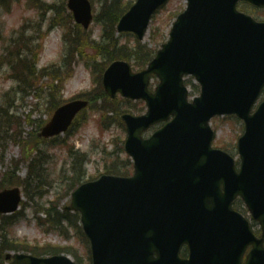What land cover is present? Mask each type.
<instances>
[{
  "label": "water",
  "instance_id": "obj_1",
  "mask_svg": "<svg viewBox=\"0 0 264 264\" xmlns=\"http://www.w3.org/2000/svg\"><path fill=\"white\" fill-rule=\"evenodd\" d=\"M166 1L139 0L122 17L118 32H133L143 40L154 12ZM188 1V10L174 24L171 40L157 59L135 75L127 63H113L105 74L104 87L111 97L120 92L127 99H144L149 106L150 111L144 116L122 117L128 130L125 148L135 160L136 176L144 164L156 160L162 149L169 153L170 159L208 161L213 169L207 176H216V170L218 175L210 183L205 181L201 205L193 202V192L182 190V186L189 183L187 179L178 181L174 187L164 188L166 197L156 202L154 212L146 189L137 185L136 180L103 177L78 188L68 210L81 213L84 230L93 240L98 260L105 264H137L123 255L128 233L136 232L139 236L153 228L165 227V224H219L218 218L238 194L264 229V104L257 114L250 115L264 84V23L257 24L237 13L234 7L238 0ZM248 1L264 6V0ZM69 8L77 22L88 28L92 21L88 0H70ZM190 60H197L201 70V75L195 76L202 84V96L194 106L187 104V90L183 87V76ZM153 74L161 80L156 95L147 90ZM171 78L177 80L179 93L169 100L163 94L171 88ZM87 106L88 102L76 101L59 108L42 129L40 137L50 138L66 132ZM226 113H238L247 122V133L240 140L244 169L239 175L228 155L210 150L212 133L208 121ZM171 114L177 117L174 124L156 133L151 140L141 139L143 132L161 120H168ZM220 183L225 186L224 193L220 191ZM209 193H215L218 198H211ZM20 201L18 188L1 192L0 214L16 211ZM257 202L260 205L257 206ZM101 233L107 242L98 241ZM263 242L264 238L255 242L257 251L251 254L248 264H264ZM139 247L138 244L136 251ZM15 258L12 264H70L62 258L47 261L26 256ZM138 262L145 264L143 260Z\"/></svg>",
  "mask_w": 264,
  "mask_h": 264
},
{
  "label": "rangeland",
  "instance_id": "obj_2",
  "mask_svg": "<svg viewBox=\"0 0 264 264\" xmlns=\"http://www.w3.org/2000/svg\"><path fill=\"white\" fill-rule=\"evenodd\" d=\"M67 1L40 0L39 4L54 7L53 13H46L44 16L42 8L34 7L32 0H22L19 6L16 4V10L11 14L3 15L4 10L0 9V64L11 61V57L20 59L16 53L20 33L15 31L28 21L23 32L33 26L28 33L35 34L24 56L27 61L36 60L38 73L33 80L29 79L26 83L24 77L22 80L17 79L13 65L0 67V115L8 112L16 115L10 119L5 117L8 124L0 117V189L6 181V178L3 180L4 176L7 173H15V184L23 181L24 196L23 208L19 210L18 215L0 219V264H7L5 254L22 253L18 248H39L46 244L68 246L71 248L70 253H67L68 257L74 260L76 256L82 264H88L87 250L78 235L75 237L74 229H62L69 235V238H66L63 232L56 229L58 226L48 221L46 210L52 206H55L57 211L60 207L64 209L69 205V195L75 189L74 183H84L109 173L113 164L117 165L114 170L117 171L121 167V159L126 157L121 152L126 139L121 116L127 110L122 106L125 102L121 101V97L115 102L102 97L95 105L91 104L78 118L74 127L57 142L38 139L40 127L51 118L55 108L64 100H70L83 91L90 93L94 83L97 87L93 93L99 91V80L95 78L97 67H103V62L119 57L122 47L133 50L136 45L134 36L118 34V45L115 44L112 39V36H115L114 29L103 31L102 25L96 23L92 25L90 33L82 34V29L77 27L73 20L66 18L63 7ZM91 1L96 17L100 6L98 2ZM135 1L133 0L134 3ZM185 7V0H172L164 7L157 14L155 23L151 24V35L147 37L146 43L155 49L167 41L171 28L170 16ZM252 11L254 17L264 20V10ZM56 17V27L48 31ZM40 22L41 30L38 33L39 29L35 26ZM155 29L159 42L156 47L152 45L151 39ZM46 32L47 37L44 40L43 35ZM102 34L107 41L106 50L99 51L90 47V40L98 44ZM6 49L8 52L5 53ZM65 51L66 55L62 57L61 54ZM68 55L70 58L66 65L59 72L56 71ZM147 56L148 54L144 53L142 61H145ZM51 64L54 66L49 67L47 73H55L53 77H41L40 69ZM154 85L155 83L152 86ZM190 90L193 95L198 94L196 89ZM17 128L20 129L19 132H15ZM212 128L216 132V139L224 140L230 147L238 142L237 138L243 132L240 122H222L221 119L216 120ZM71 145V148L87 153L84 160L80 161L69 151ZM34 147L40 149L37 156L40 161L37 170L32 173L27 168L31 163L30 153ZM235 151L237 149L231 153L238 158ZM110 153L112 155L107 156ZM51 215L52 218L55 217L56 212L52 211ZM35 243L37 244L32 245ZM8 245L12 247L11 250H8ZM83 259L87 260V263Z\"/></svg>",
  "mask_w": 264,
  "mask_h": 264
},
{
  "label": "trees",
  "instance_id": "obj_3",
  "mask_svg": "<svg viewBox=\"0 0 264 264\" xmlns=\"http://www.w3.org/2000/svg\"><path fill=\"white\" fill-rule=\"evenodd\" d=\"M98 2V4L101 5V10L100 14L96 18V21L101 23L105 29L111 30L114 29L115 25L117 24L118 20L120 17L125 13V11L128 9V5H124V0H94ZM21 0H0V5L4 7V9L7 12H11L13 6L17 3H20ZM114 32V31H113ZM113 42H115L114 37L112 36ZM142 49L140 45L137 46V50ZM145 54H148L150 58L153 56L154 52L150 50H145ZM146 63L141 61V60H136V64L138 66H141L142 64ZM23 64L19 63L18 66H22ZM22 72V69L19 70ZM23 73V72H22ZM13 182V177L10 176L6 179L5 183L10 184ZM81 183H74L75 187L78 186ZM48 213V216L50 217L51 224H55V226H60L62 222L65 220H69V218H74L76 219L78 216H71L70 214L67 213H59L56 209V207L52 206V208H49L46 210ZM56 212V216L52 218L51 212ZM76 222L73 221V224ZM80 236H82L81 232L78 230L77 231ZM83 238V237H82ZM84 239V238H83ZM85 240V239H84ZM34 250V247L31 248ZM59 247H51V246H46L43 248L41 252H39V255H56L60 253Z\"/></svg>",
  "mask_w": 264,
  "mask_h": 264
},
{
  "label": "bare ground",
  "instance_id": "obj_4",
  "mask_svg": "<svg viewBox=\"0 0 264 264\" xmlns=\"http://www.w3.org/2000/svg\"><path fill=\"white\" fill-rule=\"evenodd\" d=\"M242 4L246 9H247V13L249 14V18L251 20H253L255 23L260 24V21L258 20V18L254 17V13H253V9L255 10V7L257 6L256 4H254L253 2H250L248 0H238L236 4ZM234 10L236 11V5L234 7ZM234 23H236V20H233ZM238 30H233L232 32H236ZM187 75H201V70L198 68V61H193L190 60L188 61V70L186 71ZM211 74H213V72H211ZM170 83H171V88L167 89L164 91V97L171 100V99H175V96H177V94L179 93L178 88H177V80L174 78L169 79Z\"/></svg>",
  "mask_w": 264,
  "mask_h": 264
}]
</instances>
